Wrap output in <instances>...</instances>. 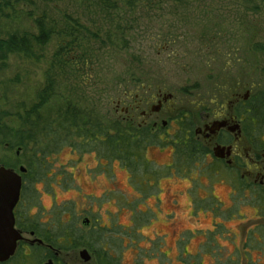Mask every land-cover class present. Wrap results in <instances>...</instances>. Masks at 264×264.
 Listing matches in <instances>:
<instances>
[{
    "label": "rangeland",
    "instance_id": "1",
    "mask_svg": "<svg viewBox=\"0 0 264 264\" xmlns=\"http://www.w3.org/2000/svg\"><path fill=\"white\" fill-rule=\"evenodd\" d=\"M37 20L52 31L46 45L0 54V163L28 169L31 228L66 264H264V239L242 251L251 210L196 171L193 152L171 156L178 126L160 140L116 111L158 89L194 111L211 102L201 91L233 80L264 90V0H0V40L38 35ZM123 129L149 162L140 181L130 170L143 165L105 142ZM37 250L25 264H48Z\"/></svg>",
    "mask_w": 264,
    "mask_h": 264
},
{
    "label": "flooded vegetation",
    "instance_id": "2",
    "mask_svg": "<svg viewBox=\"0 0 264 264\" xmlns=\"http://www.w3.org/2000/svg\"><path fill=\"white\" fill-rule=\"evenodd\" d=\"M230 85H233L232 88L220 93L218 88L201 91L212 96L211 102L207 105V100L201 97L204 100L196 111L187 106L186 101L184 105L173 103L174 94L162 89H158L151 99L137 100L125 108L120 109L121 101H118L116 111L120 110L125 122L132 127L150 128V131L158 132L160 140L165 134L171 136L170 129L178 126L181 142L167 144L173 147L171 156L177 145L193 152L194 169L208 181L219 183L224 191L228 190L230 201L239 198L251 210V215L244 216L247 221L242 224V242L246 246L242 251L249 256L252 239H257L260 247L264 239V90L253 93L243 80L237 84L233 80ZM182 92L189 94L195 90L182 89ZM254 101L255 104H252ZM99 164H102V160H99ZM172 165L177 164L171 161L166 166ZM1 168L10 169L0 163ZM24 168L26 173L11 168L22 177L20 198L12 212L14 231L21 239H18L14 256L0 264H25L26 256L31 255L35 248L38 249L35 252L45 253V262L66 264L60 254L62 252L55 250L52 242L40 236L27 222L24 196L28 169ZM185 170L191 173L189 169ZM212 190L213 186L207 189L215 201L219 200ZM199 209L202 211V207ZM255 251L260 253L258 249Z\"/></svg>",
    "mask_w": 264,
    "mask_h": 264
},
{
    "label": "trees",
    "instance_id": "3",
    "mask_svg": "<svg viewBox=\"0 0 264 264\" xmlns=\"http://www.w3.org/2000/svg\"><path fill=\"white\" fill-rule=\"evenodd\" d=\"M100 1L104 3L111 0H100ZM36 25L38 28V35L36 36L28 37L27 35L20 36L17 34H12L7 38L0 40V54L18 53V54H25L27 56H30L33 54L34 51L33 42L34 44H36V46L39 47H43L44 45H46L50 41L49 39L51 38L52 31L51 30L46 31L45 23L43 21L37 20ZM67 48L73 50L74 44L67 45L66 47L63 48V50H66ZM252 104H255V101ZM124 132L125 129L121 130L120 132L121 134H119L116 137L107 135L105 142L107 144V147L111 148L114 151H117L119 146L122 148L120 149L121 153L118 152L120 153L118 155L120 156L121 160H123V163H126L128 168H130V164L133 163L132 162L133 157L137 165L138 164L143 165L145 173L142 174L134 173L135 168H133V170L129 169L133 181L134 182L140 181L142 178H145L147 174L152 173L149 171V162L145 160L141 150L137 148H134V150L131 149L132 147L131 145L133 143V141H131V139L133 138L132 133H130L128 129L126 130L125 133ZM65 242L68 243V240H66ZM73 243L76 245V241H73ZM56 244H58L61 248H66V247H62L60 245L61 243L59 242H57Z\"/></svg>",
    "mask_w": 264,
    "mask_h": 264
},
{
    "label": "water",
    "instance_id": "4",
    "mask_svg": "<svg viewBox=\"0 0 264 264\" xmlns=\"http://www.w3.org/2000/svg\"><path fill=\"white\" fill-rule=\"evenodd\" d=\"M20 173H26L25 168H20ZM22 188V177L12 169H0V263L7 262L14 256L19 236L14 231L13 209L16 207ZM89 220L83 225L88 226ZM85 263L91 261L87 250L79 253ZM48 264H52L49 262Z\"/></svg>",
    "mask_w": 264,
    "mask_h": 264
}]
</instances>
